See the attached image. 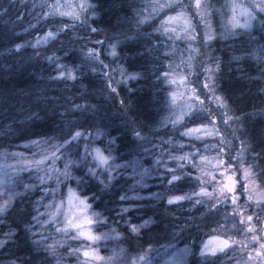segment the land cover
<instances>
[{"label": "snow or ice", "instance_id": "obj_1", "mask_svg": "<svg viewBox=\"0 0 264 264\" xmlns=\"http://www.w3.org/2000/svg\"><path fill=\"white\" fill-rule=\"evenodd\" d=\"M41 7L49 9L45 14V19L68 16L74 21H80L81 25L87 24L88 13L95 14L97 8L89 0L64 4H61L60 0H55L50 6L43 4ZM64 9H69V11ZM4 11L6 13L7 9ZM216 16L221 18L219 28L223 31L213 27L212 21ZM126 19L137 32H142L146 26L153 27L156 32L169 39H182L189 45L186 49L189 53L187 60L182 58L179 64L170 62L167 69L162 65H156L153 72L156 81L161 84V90L167 91L163 88L164 84L176 85L178 88L183 86L184 91L171 93V103L168 105L170 114L166 117L165 124H170L176 130L180 140L188 138L189 143L188 145L175 144V150H169L166 153L176 167H170L169 162L162 158L165 154L162 148L161 158H157L152 167L144 169L143 175H150L153 170L163 165V175L159 176L162 185H166L171 190L177 189L184 182H189L191 188L182 195H174L169 191L155 193L154 198L166 199L169 206L187 202L197 211L207 208L204 215L210 219L211 223L217 225V229H214L217 234L208 243H203L199 249V255L203 258L201 264H215V260L210 257H216L218 252H224L230 248L233 253L239 251L242 257L246 256V259H237L236 264H264V218L258 213L250 214L253 201L259 210L264 211V167L260 168L258 174L253 175V168L249 166L245 154L252 153L257 158L259 154L255 153L245 139L236 134L238 130L233 131L231 138L227 135L217 136L221 131L218 121L230 126L233 123L243 124L244 119L248 117L239 119L230 116L229 113L234 110L225 97L216 95L219 91L216 84L219 79L217 74L221 67L219 58L209 56L207 62L201 60L198 64L193 63L196 60L193 53L202 55L201 49L210 48L218 35L227 39L235 37L237 29H244L247 30L246 34L251 40L255 41L256 38L251 35L254 29H259L261 33H264V0H224L219 7H216L212 0H146L135 9L132 17ZM61 22L64 23V29L61 31L67 30L69 25ZM200 24H203L202 29L199 28ZM176 26H179V31ZM32 27L35 28V26ZM72 27L74 28L75 25ZM90 31L95 33L99 30L91 28ZM59 35L60 31L50 29L43 35L35 36L34 40L26 44H13L8 51L12 55H22L26 48L38 49L42 45L54 42ZM151 35V33H144L145 38H151ZM130 39L133 37L117 32L112 34V42H95L101 46L107 44V55L112 57L109 64L104 63L101 59L103 53L94 47L82 52V55L89 63L110 68L122 59L118 54V46ZM193 44L199 46L192 47ZM245 55L258 64H264V44H257L251 51L245 52ZM243 58V56L233 57L236 61ZM47 59L57 64L59 79L72 81L78 79L76 72L79 70L58 63L61 59L59 56L54 55ZM182 66L191 70L190 74L197 77L201 71L205 74L203 88L208 90L204 94L205 100L201 99V93L197 88L188 87L185 75L180 73ZM92 70L95 71V69ZM114 71L118 72L121 77V80L116 82L117 84L139 81L144 75L142 71L129 72L122 65H117ZM260 74L264 76V68L260 69ZM104 76L109 81L113 80L111 73L106 72ZM259 78L258 76L253 79ZM108 89L111 90L110 97L111 94L117 92V88L113 87L112 83H109L106 88H101L100 91ZM259 91L264 93V87ZM208 94H211L212 99L216 101L215 109L206 103ZM120 104L126 111L130 107L123 99L120 100ZM89 109H92L91 114H94L96 105L76 104L73 114L79 112L82 117L80 120L62 122L61 128L55 133L31 140L30 147L26 150L28 154L23 152L7 154L19 158L20 167L17 171L27 173V175H20L11 184L0 182V254L15 257L12 260L0 262V264H30L16 255L23 246L31 248L34 254L47 253L48 257L55 260V264H64V256L60 248L69 239L75 241L80 238L92 242L91 246L82 245L71 250V255H79L82 252L84 260L80 264H139V258L134 260L132 254L123 247L118 246L111 249V254L108 256H102L99 248L95 247L98 241L110 240L113 234L117 233V229L110 228L102 235H94L90 231L93 224L101 223V217H105L106 213V210L94 211L93 202L100 198L99 193L111 192L123 177L118 175L122 166L115 163L122 157L114 154L118 150L119 136H112L107 125L103 128L99 127L96 121L91 123L93 131H89L88 127L84 126L87 123L84 117L90 114ZM259 112L264 115V109H260ZM0 120L10 121L9 123L0 122V133H3L0 147H4L5 145L10 146L11 140L17 138L18 134L23 135L28 132L29 127L39 120V114L26 116L21 121L17 115L3 108ZM122 122L130 128L133 139L137 142V148H143L144 143L149 142L144 135V130L133 126L134 121ZM190 124L199 126L189 127ZM101 137L108 138V144L103 150L96 146L102 143ZM209 138H216V143H211ZM175 139L174 137L167 143L174 144ZM237 140H239V147L236 145ZM83 141L88 142L83 143L81 154L80 147ZM198 145H202L203 150ZM186 147L195 149V151L177 155V152H184ZM73 150H75V157L72 154ZM144 151L148 152L149 149H144ZM209 152L215 155L209 156L207 154ZM89 156L93 161H97L98 165L103 166L104 170H98L96 165L89 166L86 163ZM61 160H63L62 168L57 166ZM143 163L142 160H137L139 167H143ZM78 166L84 169V175H74L72 169ZM241 172L243 180L240 179ZM193 173L197 174L193 175ZM257 179L262 189L260 198L254 195L256 189L253 185ZM72 182H75L76 188L70 186ZM90 183H96L102 187L93 192L91 196H86L82 186ZM62 186L67 188L66 193ZM38 192L40 198L33 200L32 197ZM245 193L247 200L242 201ZM65 198L67 200L66 212L63 211ZM118 199L121 204H126L130 197L125 192ZM133 199L138 200L139 197ZM145 207L147 206L137 204L133 207H120L117 211L116 214L121 217L127 227L128 236L139 238L142 230L153 223L151 218L140 224L133 222L132 213H143ZM228 207L232 209L230 214L226 211ZM41 208L44 211H41ZM222 209L225 211L222 212ZM90 211L91 215H89ZM229 225H231L230 228ZM190 226L199 227L195 225L194 217L181 227V233L188 231ZM37 227L40 228L39 232L35 230ZM5 228L7 231H4ZM221 228L227 231H220ZM49 230L51 234H46ZM57 235L62 238L57 239ZM117 236L119 238V234ZM235 236L243 238L237 240L234 239ZM49 239L52 240L51 243H48ZM124 239L127 241L128 237ZM233 245H239V248ZM195 248V241H190L187 250L195 255Z\"/></svg>", "mask_w": 264, "mask_h": 264}, {"label": "trees", "instance_id": "obj_2", "mask_svg": "<svg viewBox=\"0 0 264 264\" xmlns=\"http://www.w3.org/2000/svg\"><path fill=\"white\" fill-rule=\"evenodd\" d=\"M53 2L54 0H0V113L3 112V108H7L9 113L17 115L21 121L26 116L39 114V120L29 127L28 132L23 135L18 134L17 138L11 140L10 146L0 147V155L12 157L7 154L24 153L30 147L31 140L55 133L61 128L62 122L80 120L82 117L79 112L73 114L76 104L96 105L94 114H91L93 110L89 109L90 114L84 117L87 122L84 126L88 127L89 131H93L91 123L96 121L99 127L103 128L107 125L112 136H119L118 150L114 154L122 157L115 163L122 166L118 175L123 178L118 181L111 192L99 193L100 198L93 202L94 211L106 210V213L105 217H101V223L93 224L90 231L94 235H102L110 228L117 229V233H114L110 240H105L104 243L103 240L98 241L95 247L99 248L102 256L110 255V249L118 246L123 247L132 254L134 260L139 258V264H163L162 258L169 255L173 259L171 264H201L203 258L199 255V249L203 243H208L217 234L214 231L217 229V225L211 223L210 219L204 215L207 208L197 211L187 202L169 206L166 199H155L153 196L155 193L169 191L174 195H182L191 188L189 182H184L177 189L171 190L166 185H162L159 176L163 175V165H160L157 170H153L150 175H143L144 169L152 167L155 160L161 158L162 148L165 153L162 158L169 162L170 167H176V164L169 160L166 153L169 150H175V144L188 145L189 143L188 138L180 140L176 130L170 124H165V119L170 114L168 106L170 104V86L164 84L163 88L167 91L161 90V84L156 81L153 74L156 65H162L167 69L170 62L179 64L182 58L187 60L189 53L182 46V40L169 39L156 32L153 27L146 26L142 32H137L129 24L126 18L132 17L135 9L146 0H89L97 8L95 14L88 13L86 25H81L80 21H74L68 16L45 19V14L49 9L41 7V5L50 6ZM212 2L216 7H219L224 3V0H218V2L212 0ZM5 9H7L6 13ZM220 19L219 16H216L212 24L214 28L223 31L219 28ZM61 21L69 25L67 30L61 31L64 29V23ZM72 25L75 27L73 28ZM91 28H96L99 31L91 32ZM199 28L202 29L203 24H200ZM50 29L60 31L59 37L54 42L42 45L38 49L26 48L22 55L9 53L8 50L13 44H26L34 40L35 36L43 35ZM236 31L235 37L227 39L218 35L217 39L211 43L210 48L201 49L202 55L193 53L196 56L193 63L198 64L201 60L207 62L209 56L219 58L221 67L217 74L219 79L216 84L219 91L216 95L226 98L234 110L229 113L230 116L239 119H243L245 116L248 118L244 119L243 124L233 123L230 126L223 125L218 121L221 131L217 136L227 135L231 138L233 131L238 130L236 134L245 139L255 153L259 154L258 158L252 153L245 154L255 176L259 173L260 168L264 167V115L259 112L260 109H264V93L259 91L264 87V76L260 74V69L264 68V64H258L252 58L247 57L245 52L251 51L257 44H264V33H261L259 29H254L251 35L256 39L252 41L246 34L247 30L237 29ZM117 32L125 33L133 39L118 46V54L122 59L117 61L116 65L103 68L84 59L82 52L94 47L103 53L101 59L104 63L109 64L112 57L107 55V44L101 46L95 42H112V34ZM144 33H151V38H145ZM198 46V44L192 45V47ZM54 55L61 58L58 63L79 70L76 72L77 80L58 78L57 64L47 59ZM234 56H243L244 58L236 61L233 59ZM117 65H122L129 72L142 71L143 78L129 84H117L116 82L121 80L118 72L114 71ZM106 72L113 75L112 81L104 76ZM204 75L202 71L199 77L190 74L186 80L190 88L198 89L202 100H205L204 94L208 91L203 88ZM258 76L259 79H253ZM109 83L117 88V92L111 94V97L110 89L100 91L101 88H106ZM121 99L130 105L127 111L121 106ZM206 103L213 109L217 107L211 94H208ZM253 113L256 114L253 115ZM122 121H134L133 126L142 128L149 142L144 143L143 148H137V142L134 141L130 128ZM0 122L9 123L10 121L0 120ZM197 126L199 125H189V127ZM2 137L3 133H0V139ZM174 137L176 138L174 144L167 143ZM100 140L102 143L96 146L103 150L108 144V138L101 137ZM209 140L213 144L216 143V138H209ZM87 142H81V154L83 153V143ZM236 145L239 147V140L236 141ZM198 147L203 150L202 145H198ZM144 149H149V151L145 152ZM188 151H195V149L186 147L184 152H177V155H184ZM72 154L75 157V150ZM207 154L215 155L212 152ZM137 160L144 162L143 167L138 166ZM86 163L89 166L95 165L91 156L88 157ZM19 167L9 165V168L6 169L9 174H4L3 182L11 184L20 175L26 176L27 173H18ZM98 170L103 171V166L98 167ZM72 171L74 175H84L82 167L78 166ZM196 174L193 173V175ZM240 179L243 180L242 172ZM259 185L260 181L257 179L253 185L256 189L254 195L257 198H260L262 193ZM70 186L76 188L75 182H72ZM82 187L84 195L91 196L102 186L90 183ZM62 188L66 193L67 188L63 186ZM137 189L139 191H136ZM125 192L130 199L128 203L121 204L118 198ZM77 194H80L79 191ZM135 197H139V199H133ZM39 198V192L32 197L33 200ZM246 200L247 194L245 193L242 201ZM137 204L147 207L143 213H132L133 222L140 224L150 218L153 221L142 230L139 238L128 236L127 227L121 217L116 214L120 207H133ZM41 211L44 209L41 208ZM63 211H67L66 198ZM226 211L230 214L231 207H228ZM251 213H258L264 218V211L255 206V201L252 202ZM91 214L90 211L89 215ZM192 217L195 218V225H199V227L190 226L188 231L181 233V227L188 223ZM61 219H63L62 216ZM230 227L231 225H229ZM35 230L39 232L40 228L37 227ZM4 231L7 229L5 228ZM220 231H227V229L221 228ZM46 234H51V230ZM117 234H119V238ZM229 234L231 235V233ZM124 237H128L127 241ZM56 238L62 237L57 235ZM242 238V236L234 237L237 240ZM190 241H195V255L192 251L187 250ZM51 242L52 240L49 239L48 243ZM82 245L91 246L92 242L83 238L75 241L69 239L60 248V252L64 256V264H80L84 260L82 252L79 255L70 254L73 248ZM233 247L238 249L239 245H233ZM16 255L30 264H55V260L48 257L47 253L34 254L32 249L27 246H23ZM14 258V256L0 254V262ZM239 258L246 259V256L242 257L239 251L233 253L231 248L224 252H218L216 257H210L215 260V264H236Z\"/></svg>", "mask_w": 264, "mask_h": 264}, {"label": "rangeland", "instance_id": "obj_3", "mask_svg": "<svg viewBox=\"0 0 264 264\" xmlns=\"http://www.w3.org/2000/svg\"><path fill=\"white\" fill-rule=\"evenodd\" d=\"M54 2H55V0H54ZM53 2V3H54ZM79 3L80 2V0H60V3L61 4H64V3ZM65 11H69V9H64ZM241 21H243V18L241 17ZM177 27V30L179 31V26H176ZM181 35H182V33H181ZM175 40H182V39H175ZM182 46L185 48V51H186V49H188V47H189V45H188V42L187 41H185V40H182ZM186 52H188V51H186ZM180 73L181 74H184L185 75V77H186V80H188V75H190V73H191V70H187V69H185L183 66L181 67V69H180ZM177 78H179V77H177ZM186 83H187V81H186ZM187 85H188V83H187ZM170 86V103H171V93L173 92V91H184V88H183V86H181V87H177L176 85H169ZM188 87L190 88V86L188 85ZM189 95H191V93L189 92ZM29 149V148H28ZM24 153L25 154H28L27 152H26V150L24 151ZM11 163V164H10ZM94 164L97 166V167H102V166H100V165H98V162L97 161H94ZM9 165H11V166H14V167H19L20 166V163H19V158H14V157H6L5 155H0V182H3V178H4V174H9L7 171H6V169H8L9 168ZM57 166L58 167H61L62 168V166H63V160H61V161H59L58 163H57ZM136 191H139L138 189L136 190ZM259 193V192H258ZM259 195V194H258ZM104 242H106L105 240H103V243ZM111 250V249H110ZM110 250H109V252H110ZM109 254H111V253H109ZM167 256V255H166ZM171 255H169V256H167V257H165V258H162V263L163 264H171L172 262H173V259H172V256L170 257Z\"/></svg>", "mask_w": 264, "mask_h": 264}]
</instances>
